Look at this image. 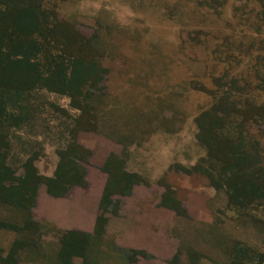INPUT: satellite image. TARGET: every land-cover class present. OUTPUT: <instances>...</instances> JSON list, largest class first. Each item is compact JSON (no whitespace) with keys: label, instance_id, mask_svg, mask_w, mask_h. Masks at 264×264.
I'll use <instances>...</instances> for the list:
<instances>
[{"label":"rangeland","instance_id":"374dc122","mask_svg":"<svg viewBox=\"0 0 264 264\" xmlns=\"http://www.w3.org/2000/svg\"><path fill=\"white\" fill-rule=\"evenodd\" d=\"M81 1L0 0V177L14 185L30 179L29 157L38 174H53L86 93L84 117L95 122L86 131L117 132L125 143L183 140L191 175L205 178L199 191L209 216L190 217V232L167 264H264V0H101L94 8ZM38 25L40 34L26 35ZM212 130L222 142L211 141ZM158 131L166 135L153 137ZM231 142L246 162L245 178L263 191L244 207L214 188L226 165L207 145L221 158ZM120 178L115 172V190ZM0 196V264L135 257L101 236L39 223L32 208ZM106 201V217L114 215L118 198ZM65 251L70 263L60 260Z\"/></svg>","mask_w":264,"mask_h":264},{"label":"crops","instance_id":"0c3cea01","mask_svg":"<svg viewBox=\"0 0 264 264\" xmlns=\"http://www.w3.org/2000/svg\"><path fill=\"white\" fill-rule=\"evenodd\" d=\"M101 2L81 1L87 4V8H91L89 3H94V8L95 3ZM116 133L80 130L76 134L77 143L89 151L88 161L84 163L86 185H76L64 196L37 193L32 208L33 217L39 223L50 224L55 229L91 237L101 236L104 241H112L114 247L145 253L144 256L135 254L133 260L124 257V261L120 255L119 264H167L175 250L183 244L184 234L190 232V217L199 221L207 218V199L199 191L200 185L205 184V178L175 169V166L187 169L194 166V162L190 163L191 155L181 150L185 145L183 140L166 142L151 137L147 143L141 144V141L135 140L125 143ZM134 135L133 138H141ZM165 135L164 131H158L153 137ZM186 150L188 152V146ZM200 157L197 154L194 160ZM109 158L122 162L126 172L141 178L139 183L133 184L129 194H119L113 189L115 181L110 183L112 175L109 178L106 168L113 169L111 165H105ZM45 176L52 177L53 174ZM161 180L174 191L173 198L185 211L184 216L161 204L165 191L159 184ZM106 185L110 196L118 198L119 205L114 215L106 217L103 233L98 235L95 224ZM179 262L186 263L184 259Z\"/></svg>","mask_w":264,"mask_h":264},{"label":"trees","instance_id":"16d2710c","mask_svg":"<svg viewBox=\"0 0 264 264\" xmlns=\"http://www.w3.org/2000/svg\"><path fill=\"white\" fill-rule=\"evenodd\" d=\"M41 30L42 28L38 25L33 30H29L26 35L34 36L35 33L40 34ZM4 33L8 34L7 32H4ZM2 42H3V38L0 36V44ZM28 43L31 44L32 46L34 45L31 39H29L26 42V44ZM23 53L24 51L22 50V51L17 52L15 55L18 54V56H22ZM82 85L84 86V83ZM82 85L80 87L78 86V89L80 88L79 95H82L81 92H83ZM23 87H25V84H23ZM15 89H19V88H15ZM87 98H88L87 94L86 93L83 94L82 104L84 106H80L79 103L77 106H75L79 109L80 114L77 117V119L74 120L75 125L69 131L70 138L65 148L57 152L58 162L54 169L53 176L47 177V176L38 174L36 171V168L34 167V165H32L33 157H29L26 161V165H23V166L26 169L29 168V170L31 171L32 176L30 177V179L24 178L23 181L21 180L18 181L19 184L17 183V185H14L13 183L9 181L8 178L1 175L0 190L3 194V197L5 195H13L15 198L12 201L13 204L17 203L20 207L25 208V210H30L31 208H33L35 204V200H36V196L38 192L37 190L39 188V185L41 184L45 186L46 192L52 196H64L68 194L74 186L76 185L85 186L86 185L85 168L82 165H79L77 162L86 163L88 161L87 157L89 155V151L77 143L76 132L78 130H95V127H94L95 122L93 119V115L92 116L87 115V117H84L87 114V110L85 108V103L88 102L86 101ZM76 104L77 103H74V105ZM210 132H213V135L212 134L210 135L211 141L222 142L223 139L217 136L216 132H214L213 130ZM231 143H232V146L231 145L228 146L229 147L228 150L221 154L223 155V157L221 158H219L217 156V153H215L214 151L213 152L211 151L210 153V148L207 145L208 154L211 157L223 163L224 165H226V167L223 168L221 171L223 174L222 183L215 186L214 188L223 187L227 191L228 199L231 204L235 206H239V207H244V206H248L249 204H251L254 199L260 198L263 194V191H262V188L258 184L253 183L251 179L245 178L246 177L245 173L246 174L248 173L247 167L244 166L246 162L244 163L238 158L239 149L238 147H236V142H231ZM105 165H107V167L111 165L112 166L111 169H114V170H108V168H106V171L109 174V178H110V175H112L111 182H110L111 184H112V180L114 178L115 172H117L118 175L121 177L120 180L124 182V183L122 182L120 183V181H117L119 182L118 183L119 189L116 188L115 190L113 188L119 194H123V195L129 194L133 184H137L141 181V178L137 174L126 172L124 170L122 162L116 160L115 158H109V160L107 161V164ZM181 168H182L181 171L187 174L188 173L191 174L192 171H194L191 169H187L185 167H181ZM6 181L11 183L7 187L5 186ZM114 184H116V182ZM159 184L163 186L165 190L161 196V204L173 209L177 214L184 216L185 211L181 208L180 203L177 202L173 198L174 191L163 180L159 181ZM108 195H110V192H109L108 185H106L105 190L103 192L102 199H101V204L99 207V211H98L97 218H96V224H95V233L98 235H101L103 233L104 225L106 223L105 214L107 210H105V208H106V202H107L106 199ZM256 196H260V197H256ZM1 202H4V200L1 199L0 204ZM116 205L118 206L119 202H116ZM27 217H29V219L31 220L29 213L27 214ZM3 225H4L3 221H0V226H3ZM83 236L88 237V235L86 234H83ZM133 253L139 254L134 251ZM60 260L62 262H66V260H68L70 263L71 257H69L67 251H65L64 255L60 256Z\"/></svg>","mask_w":264,"mask_h":264}]
</instances>
